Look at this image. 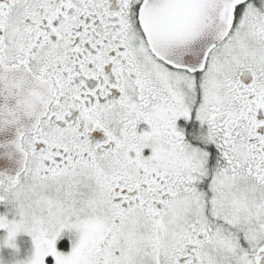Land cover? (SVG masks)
<instances>
[{
    "label": "snow or ice",
    "instance_id": "snow-or-ice-1",
    "mask_svg": "<svg viewBox=\"0 0 264 264\" xmlns=\"http://www.w3.org/2000/svg\"><path fill=\"white\" fill-rule=\"evenodd\" d=\"M0 264H264V0H0Z\"/></svg>",
    "mask_w": 264,
    "mask_h": 264
},
{
    "label": "water",
    "instance_id": "water-1",
    "mask_svg": "<svg viewBox=\"0 0 264 264\" xmlns=\"http://www.w3.org/2000/svg\"><path fill=\"white\" fill-rule=\"evenodd\" d=\"M15 138V131L0 132V171L14 174L18 168L19 153L14 151L10 141Z\"/></svg>",
    "mask_w": 264,
    "mask_h": 264
}]
</instances>
